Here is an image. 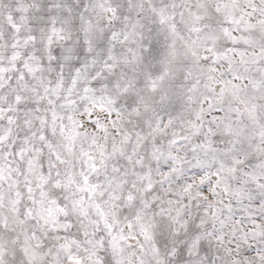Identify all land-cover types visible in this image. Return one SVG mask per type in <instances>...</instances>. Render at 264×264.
<instances>
[{
    "label": "snow or ice",
    "instance_id": "1",
    "mask_svg": "<svg viewBox=\"0 0 264 264\" xmlns=\"http://www.w3.org/2000/svg\"><path fill=\"white\" fill-rule=\"evenodd\" d=\"M0 264H264V0H0Z\"/></svg>",
    "mask_w": 264,
    "mask_h": 264
}]
</instances>
